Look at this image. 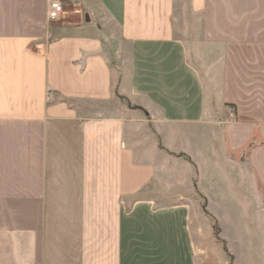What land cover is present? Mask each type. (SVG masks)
I'll return each instance as SVG.
<instances>
[{
	"label": "crops",
	"instance_id": "crops-1",
	"mask_svg": "<svg viewBox=\"0 0 264 264\" xmlns=\"http://www.w3.org/2000/svg\"><path fill=\"white\" fill-rule=\"evenodd\" d=\"M49 1L0 0V264H264V0Z\"/></svg>",
	"mask_w": 264,
	"mask_h": 264
},
{
	"label": "rangeland",
	"instance_id": "rangeland-1",
	"mask_svg": "<svg viewBox=\"0 0 264 264\" xmlns=\"http://www.w3.org/2000/svg\"><path fill=\"white\" fill-rule=\"evenodd\" d=\"M65 12L67 13L66 7H65ZM49 22L52 24V26H55L58 23L63 22V21L61 20V21H57V22H51V21H49ZM217 110H216V114H217ZM227 112H228V115L227 116L229 118V115L232 114V111L227 109ZM227 116L225 114H222V116L220 114H218V115H216L217 121H219L221 123H225L227 121L226 120L227 119ZM160 146H162L163 149H166L165 146L163 145L162 141H160ZM169 153L172 156H177L176 153H172L170 151H169ZM183 156H185V155L183 154ZM197 161H198V163H199V165H200L201 168L202 167L206 168L207 162H205L206 165H204V164H202L203 163L202 160L198 159ZM204 170H207V168L204 169ZM181 174H182V172H181ZM187 174H190V173L188 172V173H186V175ZM183 175L185 177V173ZM205 180L206 181H204L203 183L201 181V183L204 185V190L212 197V200L214 202V204L212 206V211L214 213H216V216H218L217 218L222 223V225H223V227L225 229L226 235L228 237H231V235L233 234V232H232V216H231L229 210H227L225 207L224 208L219 207V204L215 201V191H216V189H215V187L210 182V180H211L210 175L206 176V179ZM231 186L232 185L230 184V187ZM198 198L201 201V204L204 205L205 204V201L202 200V198H200V197H198ZM207 211H208V209H207ZM230 245H231V239H230ZM238 246H240V245H238Z\"/></svg>",
	"mask_w": 264,
	"mask_h": 264
},
{
	"label": "built area",
	"instance_id": "built-area-1",
	"mask_svg": "<svg viewBox=\"0 0 264 264\" xmlns=\"http://www.w3.org/2000/svg\"><path fill=\"white\" fill-rule=\"evenodd\" d=\"M65 4L61 0H50L48 10V20L51 22L61 21L65 18ZM52 92H48V100H52Z\"/></svg>",
	"mask_w": 264,
	"mask_h": 264
},
{
	"label": "trees",
	"instance_id": "trees-1",
	"mask_svg": "<svg viewBox=\"0 0 264 264\" xmlns=\"http://www.w3.org/2000/svg\"><path fill=\"white\" fill-rule=\"evenodd\" d=\"M180 156H183V155H180ZM203 210H204V212H205L207 215H209L208 212H207V210H206V205L203 206ZM212 222H213L214 234H215V236H216V239H217L219 242H221V243L223 244L224 249H225L226 253L228 254V258H229L230 264H232V262H233V257H232V255L229 253V251H228V249H227V247H226V243L220 238V233H221V232H220V228H219V226H218V223H217V221H216L214 218H212Z\"/></svg>",
	"mask_w": 264,
	"mask_h": 264
}]
</instances>
